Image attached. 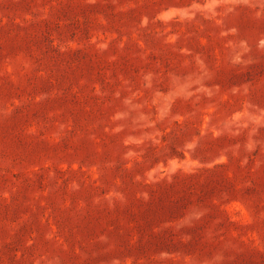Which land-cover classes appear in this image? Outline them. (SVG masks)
<instances>
[{
  "label": "rangeland",
  "instance_id": "obj_1",
  "mask_svg": "<svg viewBox=\"0 0 264 264\" xmlns=\"http://www.w3.org/2000/svg\"><path fill=\"white\" fill-rule=\"evenodd\" d=\"M0 264H264V0H0Z\"/></svg>",
  "mask_w": 264,
  "mask_h": 264
}]
</instances>
